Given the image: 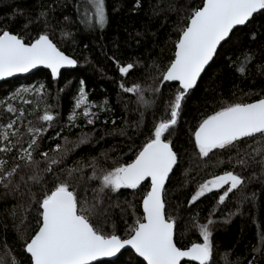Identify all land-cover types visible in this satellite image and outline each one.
Returning <instances> with one entry per match:
<instances>
[{
	"label": "trees",
	"instance_id": "obj_1",
	"mask_svg": "<svg viewBox=\"0 0 264 264\" xmlns=\"http://www.w3.org/2000/svg\"><path fill=\"white\" fill-rule=\"evenodd\" d=\"M192 3L193 0H140L137 5L136 0H106L108 23L104 28H89L78 18L84 14L85 7H89L86 0H0V30H10L25 43L47 33L62 51L77 61L74 69L61 71L57 78L48 70L39 69L0 83V131L6 130L8 134L7 139L0 140V149L11 148L8 152L0 151V161H5L8 169L19 165L12 185L15 188L19 183V187L9 191L0 184V257L9 251L19 264H29L30 258L23 251V242L17 238L14 227L20 218L27 216L28 235L34 234L36 228L35 205L28 208L30 197L26 183L32 186V192L39 193L51 189L58 179H67L82 203L86 200L96 205L92 222L98 229L127 237L130 226L143 214L141 200L149 189V181L137 189L121 188L97 204L94 189L99 187L100 181L88 179L93 169L83 167L71 177L63 170L79 167L77 162L86 164L93 158L106 169L116 163L129 162L135 155L130 149L135 145L138 150L154 125L169 118L165 101L174 96L178 84H160L158 76L173 57L175 41ZM199 3L200 0H195V4ZM42 11H46V15H41ZM261 23H264V15H257V29ZM247 31L244 26L237 27L231 40L220 45L190 91L177 125L163 137L173 142L174 151L178 153V163L167 181L165 196L166 214L175 218L178 225L175 242L181 248L193 242L202 243L197 227L212 219L211 264H248L250 260L264 264V175L259 164L245 167L238 164L236 158L237 152L241 155L251 152L256 145L245 140L230 151L214 149L209 157H200L193 137L200 121L219 110L222 104L252 102L264 95V76L256 71V65L264 63L260 55L264 41L250 43L251 37L244 35ZM246 47L256 50V57L249 62L250 76L238 73L233 67ZM117 60L121 66L133 63L134 67L122 75ZM153 64L159 65V70L150 67ZM81 81H84L87 99L94 105L90 111L98 117L91 125L83 117V108L76 110L80 115L74 121H69ZM121 83L125 87L139 83L145 100L154 101L152 106H142L137 95L125 92ZM41 85L44 87L37 93L35 89ZM24 88L27 91H23ZM149 88L160 91L151 92ZM46 111L53 116L50 122L40 119ZM10 123L13 127L5 129ZM29 127L45 129L38 136L39 148L34 153L41 168L45 160L39 153L57 157L59 153L53 151L57 144L62 146L61 152L64 147L71 149L61 163L52 166L54 171L41 174L42 186L28 180L32 166L19 159V149L27 148L30 142ZM85 134L88 142L80 143ZM256 159L260 157L257 155ZM225 171L240 174L245 180L224 203H218L223 190H213L193 204L188 203L201 183ZM13 210L17 218L11 215ZM5 243L7 249L2 247ZM99 264L145 263L127 249L116 259L99 261Z\"/></svg>",
	"mask_w": 264,
	"mask_h": 264
},
{
	"label": "snow or ice",
	"instance_id": "obj_2",
	"mask_svg": "<svg viewBox=\"0 0 264 264\" xmlns=\"http://www.w3.org/2000/svg\"><path fill=\"white\" fill-rule=\"evenodd\" d=\"M86 2L91 11L89 7H85L84 14L78 18L89 28L96 26L104 28L108 23L106 0H86ZM136 3L139 5L140 0H136ZM15 14L14 10L13 15ZM41 15H46V11H42ZM257 15H264V0H200L199 4H195L193 0V3L189 5L186 22L180 28L175 41L173 57L167 66L159 71L160 84L164 82L178 84L174 96L165 101L169 118L154 125V130L138 150L135 145L130 149L135 152V155L129 162L116 163L112 168L106 169L99 166L93 158L86 164L77 162L79 167L63 170L67 171L68 177H71L75 172H81L83 167H91L93 174L88 179L100 181L99 187L94 189L97 193L94 197L97 204L100 203V196L106 189L111 192L121 188L137 189L142 183L150 181V188L142 200V216L130 226L126 238H122L115 232L106 234L92 222V216L97 211L96 205L88 204L86 200L82 203L78 193L71 188L67 179H58L51 189L39 193L32 192V186L26 183L30 197L28 208L35 205L37 214L36 228L34 234L29 236L27 216L20 218L19 224H14V227L17 238L23 242V251L30 258L29 264H93V262L99 264L98 258L115 257L126 246H130L138 257L143 258L145 264H182L183 258L198 264H211L214 251V245L210 239L213 234L210 226L214 225L212 219L199 225L202 243L193 242L182 249L175 242L174 231L178 225L175 218L166 214L165 196L166 181L178 163V153L174 151L173 142L163 137L167 131L177 125L183 105L190 91L197 85L201 73L205 71V66L209 65L217 54L218 46L222 42L231 40V34L237 30V26L248 29L244 35L251 37L250 43H255L257 40L264 41V23H261L257 29L255 24ZM65 19L68 18L65 17ZM62 35H68V33H62ZM260 55L264 59V43L260 46ZM255 57L256 50L246 47L241 51L240 56H237L233 67L238 73L250 76L252 70L249 62ZM76 63L75 59L60 50L47 33L39 35L31 43H25L21 36L13 34L10 30H0V78L9 77L15 73H26L39 65L49 69L52 77L56 78L62 67L73 66ZM116 63L122 75L129 73V70L134 67L133 63H127L124 66H121L118 60ZM246 64L249 66L245 67ZM150 67L159 70V65L153 64ZM256 71L264 76V63L256 65ZM80 84V94L75 98L69 121H74L80 115L76 110L83 108V117L91 125L98 117L90 111L94 105L87 99L84 81ZM43 87L41 85L35 91L39 93ZM120 87L125 92L136 94L137 101L142 106L150 107L154 103V101L145 100L144 89L139 83L130 87H125L121 83ZM22 90L27 91V89ZM148 90L160 91L159 88ZM9 111L13 109L9 108ZM40 119L50 122L53 116L46 111ZM12 127L10 123L5 126V129ZM42 131H45L42 127H29L28 132L31 137L28 147L19 149L21 153L19 159L24 160L33 169L28 180L41 186L43 183L41 174L54 171L52 166L61 163L71 151L64 147L61 152L62 146L57 144L53 149L59 153L57 157L49 158L47 152L39 153L45 160V165L41 168L40 162L34 159V153L39 148L38 136ZM193 137L200 157H209L214 149L230 151L245 140H251L256 147L242 155L237 152V163L245 167L259 164L261 173L264 175V95L250 103L222 104L219 110L200 121L193 132ZM7 138V131H0V140ZM65 140L67 141V138ZM87 142L85 134L80 138V143ZM0 151L8 152L11 148L5 147ZM257 155L260 157L259 160L256 159ZM18 167L19 165L8 169L6 162L0 161V184L6 190L14 191L19 187V183L15 185V188L12 187L13 175ZM244 180L242 175L233 171L214 175L198 186L188 203L193 204L205 193L213 190H223L218 197V203H224L229 194L238 189ZM11 215L17 218L15 210ZM2 247L7 249V243ZM0 264H19V262L11 252L5 251L0 257ZM248 264H254V261L250 260Z\"/></svg>",
	"mask_w": 264,
	"mask_h": 264
},
{
	"label": "water",
	"instance_id": "obj_3",
	"mask_svg": "<svg viewBox=\"0 0 264 264\" xmlns=\"http://www.w3.org/2000/svg\"><path fill=\"white\" fill-rule=\"evenodd\" d=\"M237 27H242V26H237ZM223 43V42H222ZM221 43V44H222ZM220 46H218V48H219ZM61 50V49H60ZM62 51V50H61ZM64 52V51H63ZM65 53V52H64ZM65 55H67V56H69L70 58H72V59H74L72 56H70V55H68V54H66L65 53ZM215 57V56H214ZM214 59V58H213ZM212 61H210L209 62V64L211 63ZM76 65H77V63H76ZM76 65H73V66H65V67H62L61 68V70H60V72L61 71H63V70H71V69H74L75 67H76ZM209 65H206L205 66V69L208 67ZM39 69H44V70H48L49 71V73H50V75H51V71L49 70V69H47V68H45L43 65H39V66H37V68H35V69H31L29 72H26V73H15V74H13L12 76H9V77H3V78H0V83H2V82H4V81H7V80H10V79H13V78H16V77H24V76H27V75H29V74H31V73H33L34 71H37V70H39ZM60 72H59V74H58V76L60 75ZM204 72V71H203ZM203 72L201 73V76H202V74H203ZM52 76V75H51ZM57 76V77H58ZM200 76V77H201ZM56 77V78H57ZM200 77L198 78V81H199V79H200ZM198 81H197V83H198ZM172 83H177V82H172ZM195 87V86H194ZM250 103V102H249ZM174 168H175V166H174ZM174 168H173V170H174ZM172 173V172H171ZM171 173L169 174V177H170V175H171ZM168 181V180H167ZM167 181H166V184H167ZM149 184H150V181H149ZM149 188H150V186H149ZM142 200H143V198H142ZM142 200H141V210H142V213H143V209H142ZM174 236H175V231H174ZM127 249H130V250H132L131 248H130V246H126L125 247V249H122L121 250V252L120 253H117V255L115 256V257H103V258H98V261H103V260H108V261H112V260H114V259H116L124 250H127ZM182 249H184V248H182ZM133 252H134V250H132ZM135 253V252H134ZM28 255V254H27ZM136 255V254H135ZM137 256V255H136ZM138 257V256H137ZM139 259H141L142 261H143V258H141V257H138ZM183 262H194V263H197L198 264V262H195V261H189L187 258H183L182 259V263ZM93 263H96V262H93ZM145 263V262H144ZM254 264H260V263H254Z\"/></svg>",
	"mask_w": 264,
	"mask_h": 264
},
{
	"label": "rangeland",
	"instance_id": "obj_4",
	"mask_svg": "<svg viewBox=\"0 0 264 264\" xmlns=\"http://www.w3.org/2000/svg\"><path fill=\"white\" fill-rule=\"evenodd\" d=\"M24 89H25V88H24ZM79 94H80V92L78 93V96H79ZM113 193H114V192H111L110 190L106 189V190L104 191V193H102L101 196H100V202H103V200L106 199V197H108L109 195H111V194H113ZM205 223H207V221H206ZM205 223H201V224H199V225H202V224H205ZM199 225H198V227H197V229H198V233H199ZM210 230H211V231L213 230V225L210 226ZM199 235H200V233H199ZM200 237H201V236H200ZM201 239H202V237H201ZM202 242H203V240H202Z\"/></svg>",
	"mask_w": 264,
	"mask_h": 264
}]
</instances>
